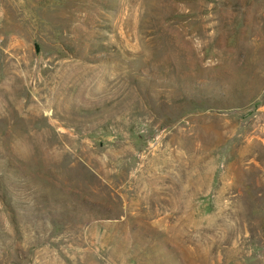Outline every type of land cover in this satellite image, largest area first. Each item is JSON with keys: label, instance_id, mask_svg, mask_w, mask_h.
Wrapping results in <instances>:
<instances>
[{"label": "rangeland", "instance_id": "1", "mask_svg": "<svg viewBox=\"0 0 264 264\" xmlns=\"http://www.w3.org/2000/svg\"><path fill=\"white\" fill-rule=\"evenodd\" d=\"M0 264H264V0H0Z\"/></svg>", "mask_w": 264, "mask_h": 264}]
</instances>
